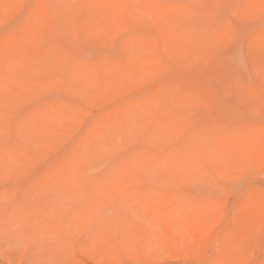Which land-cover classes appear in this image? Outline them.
I'll return each instance as SVG.
<instances>
[{
	"label": "rangeland",
	"instance_id": "rangeland-1",
	"mask_svg": "<svg viewBox=\"0 0 264 264\" xmlns=\"http://www.w3.org/2000/svg\"><path fill=\"white\" fill-rule=\"evenodd\" d=\"M0 1V264H264V0Z\"/></svg>",
	"mask_w": 264,
	"mask_h": 264
},
{
	"label": "bare ground",
	"instance_id": "bare-ground-1",
	"mask_svg": "<svg viewBox=\"0 0 264 264\" xmlns=\"http://www.w3.org/2000/svg\"><path fill=\"white\" fill-rule=\"evenodd\" d=\"M2 1H3V0H2ZM51 1H52V0H51ZM256 2L258 3V0H257ZM0 3H1V1H0ZM91 6H92V4H91ZM85 11H86V9H85V10H82V11H81V12H83L82 14H81V12H78V11H77V13H80V14L82 15V17H80L81 19H83V16H84V15H86L87 17L89 16L88 14H86L87 12L84 14ZM88 11H90V9H89ZM88 13H90V12H88ZM80 14H79V16H81ZM58 18L61 20L60 17H58ZM77 18H78V17H77ZM54 19H55V18H54ZM54 21H55V20H54ZM54 21H53V22H54ZM57 21H58V20H57ZM61 21H62V20H61ZM77 21L80 22L81 20H80V21L77 20ZM84 21H85V20H84ZM58 22H59V21H58ZM75 23H76V22H75ZM75 25H76V24H75ZM79 25H80V23H79ZM77 27H78V26H77ZM79 27H80V28H83L82 25H80ZM79 27H78V28H79ZM43 30H44V29L42 28L41 33H42V32L44 33ZM259 31H260V30H259ZM262 31H263V30H262ZM0 32H1V31H0ZM260 32H261V31H260ZM1 33H2V32H1ZM18 33H19V32H18ZM261 33H263V32H261ZM42 35H43V34H42ZM260 35H261V34H260ZM43 36H45V35H43ZM258 36H259V35H258ZM58 38H59V37H58ZM59 39H60V38H59ZM38 41H39V42H42V40L40 41V39H39ZM59 41H62V40H59ZM42 43H43V42H42ZM59 43H60V42H59ZM43 44H44V43H43ZM43 44H42V46H45V44L50 45V44H48V43H45L44 45H43ZM57 44H58V43H57ZM36 45H37L36 47H38L39 43H36ZM53 45H54V44H53ZM39 46H40V45H39ZM50 46L52 47V44H51ZM30 47H31V46H30ZM30 47H29V48H30ZM32 47H33V46H32ZM40 47H41V46H40ZM45 47H46V46H45ZM45 47H42V48H44V49H46V48L49 49V48H50L49 50L51 51V47H49V46H48L49 48H48V47L45 48ZM27 48H28V47H27ZM27 48L25 47L26 51H27ZM25 49H24V50H25ZM31 49H32V48H30L29 50H31ZM35 49H36V51L38 50L37 52L41 51V52H39V53H40L39 55H42L41 53H42V50H43V49H42V50H41L40 48H38V49L35 48ZM39 49H40V50H39ZM47 49H46V50H43V51H45L44 54H47V52L49 51V50H47ZM22 51H23V49H22ZM26 51H24L23 53L20 52L21 56H20L19 53H18V56H20L21 58H22L23 56H24V57L30 56L29 53L26 52ZM32 51H34V50H32ZM50 51H49V54H51ZM130 51H131V49H130ZM51 52H52V51H51ZM134 53H135V52H134ZM149 53H150V51H147V54H149ZM151 53H152V52H151ZM23 54H24V55H23ZM6 55H7V54H6ZM31 55H32V57H30V59H31V58L33 59L34 57L36 58V56H37V55L35 56V54H32V53H31ZM33 55H34V57H33ZM135 55H137V54H135ZM43 56L45 57V55H42L41 58H43ZM148 56H151V55L149 54ZM3 57H4V55H3ZM37 57H38V59H40V56H37ZM120 57H121V56H120ZM120 57H119V58H120ZM67 58H68V57H67ZM257 58H258V57H257ZM22 59L24 60V59H26V58H22ZM22 59H21V60H22ZM28 59H29V58H28ZM112 59H114V58L112 57ZM116 59H117V58H116ZM116 59H115V61H113V62H116V61H117ZM121 59H122V57H121ZM23 60H22V63L25 62V60H24V61H23ZM33 60H34V59H33ZM33 60H32V61H33ZM36 60H37V59H36ZM65 60H66V58H65ZM124 60H125V59H124ZM10 61H11V60H10ZM26 61H27V60H26ZM34 61H35V60H34ZM34 61H33V62H34ZM120 61H121V60H120ZM20 63H21V62H20ZM110 63H111V62H110ZM117 63H118V62H117ZM126 63H127V61H126ZM127 64H128V63H127ZM21 66H22V65H21ZM148 66H149V65H148ZM151 66H152V65H151ZM261 67H262V66H261ZM20 69H21V68H20ZM129 69H130V68H129ZM100 70H101V69H100ZM133 70H136V69H133ZM260 70H262V69H260ZM134 73H135L134 71H133V73L130 72V74H132V76H133ZM124 75L128 76L129 73H128V74H124ZM135 75H136V74H135ZM85 76H86V75H85ZM14 77H16V76H14ZM116 77H117V76H116ZM133 77H134V76H133ZM17 78H18V76H17ZM17 78H16V79H17ZM104 78H105V77H104ZM107 78H108V77H107ZM107 78H106V79H107ZM118 79H120V78H118ZM18 80H20V79H18ZM22 80H23V78H22ZM27 82H28V81H27ZM115 82H117V81H115ZM24 83H25V82H24ZM109 83H110V82H109ZM99 84H101V83H99ZM0 85H1V84H0ZM73 85H74V84H73ZM115 85H117V84H115ZM62 86H63V85H62ZM119 87H120V86H119ZM135 87H136V86H135ZM120 89H121V88H120ZM14 90H16V89H14ZM18 90H19V89H18ZM9 93H10V92H9ZM104 93H105V92H104ZM100 94H101V93H100ZM39 98H40V101L43 100L42 97H38V99H39ZM2 99H3V98H2ZM35 99H36V98H35ZM1 101H2V100H1ZM35 101H36V103H38V102L40 103V101H37V100H35ZM33 103H34V101H33ZM36 103H35V104H36ZM65 104H66V103H65ZM139 104H140V103H139ZM146 106H147V105H146ZM36 107H37V106H36ZM144 107H145V106H144ZM38 108H39V107H38ZM65 108H66V107H65ZM53 110H54V109H53ZM55 110H56V109H55ZM129 111H130V110H129ZM28 113H29V112H28ZM130 114H131V113H130ZM44 116H45V115H44ZM27 117H28V116H27ZM116 118H117V117H116ZM124 118H125V117H124ZM136 118H137V117H136ZM28 119H30V118H28ZM141 119H142V118H141ZM29 122H31V120H30ZM45 124H46V122H45ZM47 125H48V124H47ZM131 125H132V124H131ZM27 126L29 127L30 125H27ZM33 129H34V128H33ZM33 129H32V130H33ZM261 129H262V128H261ZM37 132H38V131H37ZM34 133H36V132H34ZM36 135H37V134H36ZM36 135H34V137H36ZM42 135H43V134H42ZM42 135H41V136H42ZM259 135H260V134H259ZM38 136H39V135H38ZM44 137H45V136H44ZM261 137H262V136H261ZM39 138H40V137H39ZM263 138H264V137H263ZM34 139H35V138H34ZM36 139H37V138H36ZM40 139H41V138H40ZM243 139H245V138H242V140H243ZM253 139H254V141H257V140L255 139V137H253ZM43 140H44V139H43ZM245 140H246V139H245ZM263 140H264V139H263ZM39 141H40V140H39ZM243 142H245V141L243 140ZM261 143H262V142H261ZM237 144H238V143H237ZM257 144H258V143H257ZM263 144H264V142L262 143V145H263ZM248 145H249V144H247V147H248ZM262 145H261V146H262ZM234 146H235V145H234ZM240 146H242V145H240ZM253 146H254V144H253ZM235 147H236V146H235ZM235 147H232V148H231L232 151H234L233 149H236ZM256 147H257V146H256ZM256 147H254V150H255ZM250 149H251V148H250ZM85 150H86V149H85ZM246 151H247V150H246ZM86 152H87V151H86ZM247 152H248V151H247ZM80 155H81V154H80ZM232 156H233V155H232ZM236 158H237V157H236ZM252 158H253V157H252ZM81 159H82V158H81ZM85 159H86V158H85ZM82 160H83V159H82ZM263 160H264V159H263ZM246 161L248 162V160H246ZM78 162H80V164H81V161H78ZM84 162H85V161H84ZM72 163H73V162H72ZM251 163H252V162H251ZM64 164H65V163H64ZM82 165L85 166L84 164H82ZM246 165H247V164H245V166H246ZM65 166H66V165H65ZM83 166H82V167H83ZM126 166H127V164H126ZM85 167H86V166H85ZM85 167H84V168H85ZM65 168H66V167H65ZM80 168H81V167H80ZM84 168H83V169H84ZM247 168H248V167H247ZM84 170H85V172L88 171V170H86V168H85ZM84 170H83V171H84ZM238 170H239V169H238ZM47 172H48V171H47ZM63 172H64V171H63ZM66 172H67V170H66L64 173H66ZM68 172H69V171H68ZM68 172H67V173H68ZM64 173H63V175H64ZM56 174H57V173H56ZM68 174H71V173H68ZM66 175H67V174H66ZM66 175H64V176H66ZM71 175L73 176V174H71ZM72 176L69 175V176H67V177H70V178L73 179ZM74 176H75V175H74ZM85 176L88 177L86 174H85ZM85 176H84V177H85ZM249 176H250V175H249ZM60 177H61V176H60ZM84 177H83V178H84ZM86 177H85V178H86ZM99 177H101V176H99ZM70 178H68V179H70ZM83 178H81V179H83ZM91 178H92V176L88 177V179H87V178L85 179V181H89V179H90V181H91L90 184H89V182H88L87 184L85 183V184H83V185H85V186H83V187L79 184V186H80L79 189L82 190L81 188H84V187H85L86 189H88V186H90V185L92 186L93 183H94V180H95V179H93V178L91 179ZM222 178H223V176H222ZM75 179H76V178H75ZM75 179H74V180H75ZM58 180H59V179H58ZM61 180H64V181H65V179H61ZM70 181H73V180L70 179ZM92 181H93V183H92ZM61 182H63V181H61ZM67 182H68V181L66 180L65 183L67 184ZM59 183H60V182H59ZM65 183H64V184H65ZM68 183H72V182H68ZM62 184H63V183H62ZM76 184H77V183H76ZM88 184H89V185H88ZM77 185H78V184H77ZM87 185H88V186H87ZM86 186H87V187H86ZM91 186H90V187H91ZM90 187H89V188H90ZM259 188H260V187H259ZM261 189H262V187H261ZM262 190H263V189H262ZM247 192H248V191H247ZM260 193H261V192H260ZM262 193H264V192H262ZM254 195L256 196V193H255ZM263 197H264V196H263ZM261 199H262V198H261ZM157 205H158V204H157ZM255 205H256V204H255ZM157 207H158V206H157ZM159 207H160V206H159ZM154 214H155V213H154ZM168 214H169V213H168ZM262 217H263V216H262ZM208 218H210V217L208 216ZM208 220H210V219H208ZM200 221H201V220H200ZM250 221H251V220H250ZM261 222H263V221H261ZM200 223H201V222H200ZM250 225H251V224H250ZM262 226H263V225H262ZM249 229H250V230L253 229V226H252V228L250 227ZM254 232H255V231H253L252 233H254ZM262 232H263V230H262ZM252 233H249L251 237H252V235H253ZM255 233H256V232H255ZM255 233H254V236L256 235ZM263 233H264V232H263ZM258 234H261V233L258 232ZM261 235H264V234H261ZM254 236H253V237H254ZM258 236H259V235L255 236L256 238H255V237H254V238L252 237V238L258 240V239H259ZM261 237H262V236H261ZM252 238H251V239H252ZM246 239H249V238H246ZM251 239H249V240H251ZM261 239H264V238H261ZM184 240H185V238H184ZM241 240L243 241V239H241ZM108 241H109V240H108ZM245 241H246V240H245ZM245 241H244V242H245ZM255 241H256V240H255ZM255 241H253V242H255ZM258 241H260V240H258ZM258 241H256V242H258ZM247 243L251 244V242H246V244H247ZM261 243H262V242H261ZM246 244H244V245L246 246ZM248 246L250 247L251 245H248ZM248 246H246V247H248ZM246 247L243 248L244 251H246V250H245ZM261 247H262V246H261ZM198 250H199V249H198ZM258 250H259V249H258ZM231 252H232V251H231ZM242 264H244V262H243Z\"/></svg>",
	"mask_w": 264,
	"mask_h": 264
}]
</instances>
